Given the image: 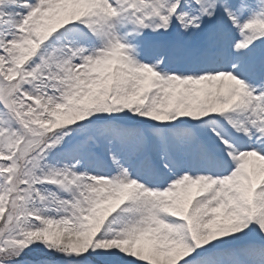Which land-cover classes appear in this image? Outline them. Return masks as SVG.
Here are the masks:
<instances>
[{
	"label": "snow or ice",
	"instance_id": "6c2138e0",
	"mask_svg": "<svg viewBox=\"0 0 264 264\" xmlns=\"http://www.w3.org/2000/svg\"><path fill=\"white\" fill-rule=\"evenodd\" d=\"M0 264H264V0H0Z\"/></svg>",
	"mask_w": 264,
	"mask_h": 264
}]
</instances>
